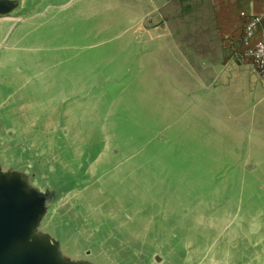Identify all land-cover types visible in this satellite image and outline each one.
Here are the masks:
<instances>
[{"label": "water", "instance_id": "1", "mask_svg": "<svg viewBox=\"0 0 264 264\" xmlns=\"http://www.w3.org/2000/svg\"><path fill=\"white\" fill-rule=\"evenodd\" d=\"M72 1L0 0V71L14 67L0 75V264H264V194L253 197L250 178L236 206L156 172L162 141L125 128L122 72L71 53L67 39L38 38ZM52 9L61 12L45 20ZM256 167L246 163L249 175ZM93 200L102 217H91Z\"/></svg>", "mask_w": 264, "mask_h": 264}, {"label": "rangeland", "instance_id": "2", "mask_svg": "<svg viewBox=\"0 0 264 264\" xmlns=\"http://www.w3.org/2000/svg\"><path fill=\"white\" fill-rule=\"evenodd\" d=\"M150 7L151 0H73L59 22L45 23L52 27H43L36 35L41 41L51 43L67 39V44H72L68 47L73 50L71 53L81 48L79 54L93 55V65L99 69L108 71L116 67L117 70L113 71L122 72L125 79L121 78L123 81L119 87H122V92L118 102L120 108H126L128 118L124 120H128V124L124 123L125 128L141 134L144 128H151L147 131L154 142L155 139L163 142L155 148L156 172H172L171 175L178 176L179 180L197 182L199 186L207 185V190L198 189L201 192L198 195L203 197L202 193L205 192L209 196L223 194L225 200L233 199L236 206L246 203L241 202L237 195H248L249 185L244 182L245 179L250 178L254 184V198L255 195L264 194V139L249 134L246 118H234L236 111L231 106L233 95L225 92L211 94L169 54H164L165 58H161V61L155 60V36L154 40H150L139 28L140 21L155 20V10ZM59 12L61 10H50L45 20L53 21ZM175 13L168 19L173 27L181 22L188 28V21L181 16V12ZM49 28L55 30H46ZM191 32V29L183 31L180 48L183 43L182 50H187V57L196 60L198 55L190 44ZM29 40L26 38V43ZM161 49L159 47V54ZM13 71V62H10L3 66L0 75L4 73L6 76ZM175 71H181L182 75L174 76ZM4 94L5 89H0V96ZM239 110L246 113L248 109L244 106ZM135 120L137 124L134 122V126ZM98 146L96 142L95 150ZM251 160L257 167L249 175L246 163ZM228 163H231L228 168L232 172L224 168ZM235 164L242 167L241 171L231 168ZM218 166L222 168L221 171L215 170ZM197 168H201V172ZM208 200L214 199L208 197ZM259 200L264 205V198L260 197ZM256 201L250 204L251 209H255ZM96 203L93 200L88 208L95 219L102 217L92 206ZM75 216L79 219L78 215ZM109 221L113 227V220ZM95 235L102 234L97 232ZM130 238L131 245L138 242L135 235ZM106 241L113 248H123L113 236L107 237ZM129 258L134 259L135 255Z\"/></svg>", "mask_w": 264, "mask_h": 264}, {"label": "crops", "instance_id": "3", "mask_svg": "<svg viewBox=\"0 0 264 264\" xmlns=\"http://www.w3.org/2000/svg\"><path fill=\"white\" fill-rule=\"evenodd\" d=\"M206 1L214 21L216 37L212 51L206 57L197 56L194 60L187 57L186 49L182 50L183 43L180 48V36L191 27L186 23L189 26L187 28L181 22L175 23L173 27L171 20H168L174 12L180 13L176 0H151L150 9L155 10V20L140 21L139 28L150 40H154L155 36V60L161 61V58H165L164 54H169L211 94L225 92L233 95L231 106L236 111L234 118H246L249 134L264 139V73L258 71L253 63L238 59L239 52L264 39V0ZM252 15H258L261 19L254 36L244 42L245 23ZM159 47L162 48L160 54ZM180 74L181 71L174 72V76ZM244 106L248 109L246 113L239 110Z\"/></svg>", "mask_w": 264, "mask_h": 264}, {"label": "trees", "instance_id": "4", "mask_svg": "<svg viewBox=\"0 0 264 264\" xmlns=\"http://www.w3.org/2000/svg\"><path fill=\"white\" fill-rule=\"evenodd\" d=\"M181 16L191 27L190 44L198 56L206 57L212 51L216 39L215 26L206 0H176Z\"/></svg>", "mask_w": 264, "mask_h": 264}, {"label": "built area", "instance_id": "5", "mask_svg": "<svg viewBox=\"0 0 264 264\" xmlns=\"http://www.w3.org/2000/svg\"><path fill=\"white\" fill-rule=\"evenodd\" d=\"M245 15V13H242ZM261 17L252 15L245 23L244 42L250 41L254 36L256 27ZM238 59L244 63H253L257 70L264 73V39L258 40L255 45L248 47L245 51L239 52Z\"/></svg>", "mask_w": 264, "mask_h": 264}]
</instances>
